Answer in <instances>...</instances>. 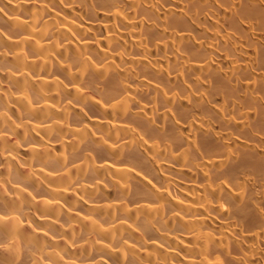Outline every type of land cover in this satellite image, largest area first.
Returning a JSON list of instances; mask_svg holds the SVG:
<instances>
[{
  "label": "bare ground",
  "instance_id": "6f19581e",
  "mask_svg": "<svg viewBox=\"0 0 264 264\" xmlns=\"http://www.w3.org/2000/svg\"><path fill=\"white\" fill-rule=\"evenodd\" d=\"M0 264H264V0H0Z\"/></svg>",
  "mask_w": 264,
  "mask_h": 264
}]
</instances>
